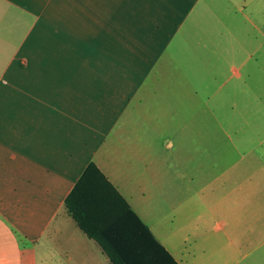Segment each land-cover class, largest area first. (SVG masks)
Here are the masks:
<instances>
[{"label":"crops","instance_id":"obj_1","mask_svg":"<svg viewBox=\"0 0 264 264\" xmlns=\"http://www.w3.org/2000/svg\"><path fill=\"white\" fill-rule=\"evenodd\" d=\"M12 1L0 0V47L6 49L11 44V19L22 24L24 18L20 9L12 12ZM143 5L152 13L165 14L166 38L183 30L191 18L211 20L210 28L195 25L194 33L202 37L198 42L204 44L207 36L216 46L226 37L230 54L224 61L213 60L207 74L198 55L194 80H155L152 85L159 88L153 92L161 107L156 110L144 111L143 100L138 97L133 103L132 93L123 95L122 101L118 88L111 87L120 85L123 90V84H137L139 90L144 80H105L100 99L94 102L100 115L83 114L95 118L97 125L88 136L101 135V151L78 167L75 153L68 148H75L76 132L60 124L58 112H44L40 107L34 134L24 127V137L20 133L19 138L26 149L35 148L40 164L46 160L61 166L63 175L72 176L71 184L63 189L64 200L57 195L47 199L38 189L34 198L28 194L15 198L20 193L13 198L11 192L0 190V264H26L27 254L36 259L35 264H112L109 253L117 257V252L103 247L109 245V223L132 220L109 193L106 181L178 264H264V93L254 99L246 93L238 96L247 80L264 83V0H132L134 18L142 15ZM219 20L228 23L220 29L215 26ZM22 47L26 51L22 42L15 48ZM19 63L23 67L27 61L21 58ZM239 101L242 105L237 108ZM251 101L259 102V107L250 108ZM86 106L93 108V101ZM108 106L117 118L114 146L105 116ZM159 115L164 118L162 128L151 124ZM125 116L138 123L125 125L132 139L118 143ZM141 118L147 119L151 130L139 125ZM139 129L144 134L136 133ZM157 131L172 137L165 140L160 153L151 134ZM91 163L106 181L95 170L87 174ZM43 172L49 174L45 168ZM25 179L29 186H38L34 178ZM44 188L40 183V189ZM67 201L74 215L64 205ZM77 219L83 220L92 236ZM51 220L57 223L55 256H38V233Z\"/></svg>","mask_w":264,"mask_h":264},{"label":"rangeland","instance_id":"obj_2","mask_svg":"<svg viewBox=\"0 0 264 264\" xmlns=\"http://www.w3.org/2000/svg\"><path fill=\"white\" fill-rule=\"evenodd\" d=\"M132 7V0L12 1V12L20 9L24 12V18L22 24L11 19V44L8 49L0 47V190L3 189L4 193L11 192L13 198L15 193H20L15 198L27 194L34 198L38 189L52 200L55 195L62 197L63 189L71 184L72 176L63 175L61 166L46 160L40 164L35 156V148L26 149L19 138L24 127L29 128V133L33 130L34 134L36 112L40 107L44 112H58L60 124L76 132L75 148L71 145L68 148L75 153L78 167L88 157L101 151V135L98 134L96 139L88 136V131H94L97 125L95 118L91 116L89 119L83 114L94 111L100 115L94 102L99 101L98 92L104 90L105 80H128L130 83L144 80L139 90L137 84H123V90L119 89L120 85L111 87L118 88L122 101L125 99L123 95L132 93L129 98L134 103L141 97L144 111L156 110L161 107L156 101L157 92H153V89L159 88L152 85L155 80H194L198 55L202 59L200 67L207 74L212 71H208L207 67L212 65L213 60L224 61V57L230 54L226 37H221L224 41L221 44L216 38V46L207 36L203 37L204 44L198 42L202 37L194 33L195 25L204 23L205 28L206 24L210 28L211 20L199 22L191 18L183 30L180 29L172 38H166L168 21L163 19L165 14L158 11L152 13L153 9L149 11V6L143 5L142 15L134 18ZM227 23L228 20H219L215 26L222 29ZM139 31H143L141 36ZM19 42L25 45L26 51L23 47L15 48ZM222 45L223 49L220 47ZM21 58L27 61L26 66L20 67ZM251 61L254 62V58ZM164 87L168 86L161 88ZM261 92L264 93L261 80H247L238 96L246 93L254 99ZM91 101L93 108L86 106ZM239 105H242L241 101L237 108ZM256 107H259V102L251 101L250 108ZM121 109L122 106H119L116 110L120 112ZM105 110L107 129L111 132V144L114 146L117 118L111 113L113 108L108 106ZM141 119L139 125L151 130L147 119L145 122ZM163 120V116L159 115L153 118L151 124L162 128ZM101 121L104 122V115ZM137 123L133 124V118L125 116L118 143H122L123 139H132L133 134H126L128 130L124 126ZM143 132V129L136 131L140 135ZM151 134L154 143L158 144L157 153L165 140L172 138L161 131ZM12 152L15 157L10 155ZM44 168L49 174L43 172ZM25 177L34 178L33 184L37 182L38 186H29V179ZM40 183L44 184V190L40 189ZM49 186H54V190L48 189ZM68 204L66 202L64 205L74 215ZM56 226V221L53 223L51 220L38 233L35 250L38 256H55L53 244L58 235ZM27 256L26 264H35L36 259H32L30 254ZM39 264L46 263L43 261Z\"/></svg>","mask_w":264,"mask_h":264},{"label":"trees","instance_id":"obj_3","mask_svg":"<svg viewBox=\"0 0 264 264\" xmlns=\"http://www.w3.org/2000/svg\"><path fill=\"white\" fill-rule=\"evenodd\" d=\"M90 170L98 172L106 181L94 163L88 166L87 174ZM106 182L109 193L122 203L125 213L132 220L126 222L120 218L117 221L113 220L112 223H109L106 230L109 245L106 246L103 244V247L109 250L111 247L117 252V257L109 253L112 264H178L171 254L153 236L148 226L130 209L115 188L108 181ZM77 222L83 231L92 236V233H90L83 220L77 219Z\"/></svg>","mask_w":264,"mask_h":264}]
</instances>
